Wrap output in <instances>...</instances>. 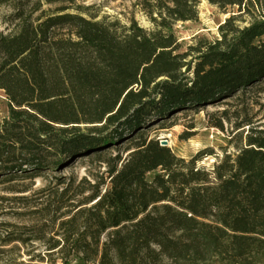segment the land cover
Listing matches in <instances>:
<instances>
[{"label":"trees","instance_id":"trees-1","mask_svg":"<svg viewBox=\"0 0 264 264\" xmlns=\"http://www.w3.org/2000/svg\"><path fill=\"white\" fill-rule=\"evenodd\" d=\"M202 1L236 12L183 51L173 26L197 21ZM75 2L0 0L13 24L0 33V183L76 158L105 171L94 184L57 178L33 223L0 224V264H264V130L236 135L210 170L203 152L186 161L148 132L264 93V0H144L151 31ZM224 122L226 110L210 125ZM117 146L124 156L104 160Z\"/></svg>","mask_w":264,"mask_h":264},{"label":"rangeland","instance_id":"rangeland-1","mask_svg":"<svg viewBox=\"0 0 264 264\" xmlns=\"http://www.w3.org/2000/svg\"><path fill=\"white\" fill-rule=\"evenodd\" d=\"M143 3L144 0H76L74 6L95 15L97 20L118 21L121 26H127L134 20L139 27L151 31L154 27L143 10ZM235 12L236 8L222 10L207 1H202L198 6L197 21L175 23L173 33L184 51L193 44L194 39L201 37L210 41L217 39L219 25ZM11 14L9 6L0 7V33L7 34L13 29V24L8 21ZM242 20L243 22H238L241 26L249 22L247 16ZM227 102L228 105L214 104L176 113L163 126L164 128L160 129L159 125L152 126L148 131L149 135L151 138L156 137L160 142L166 140L172 152L186 161L203 152L197 167L210 170L223 154L235 152L237 143L233 138L235 139L236 135L241 134L245 137L250 129L264 130V93L257 97L244 98L240 102L231 100ZM225 110L228 112L230 122L223 123V131L213 128L211 122L220 119L221 113ZM6 117V101L0 92V121ZM247 122H250V126L245 125ZM242 123L244 126L236 130L235 126ZM182 136L187 139H182ZM118 155L124 156L122 147L117 146L106 150L103 158L109 160ZM104 171L105 165L101 161L76 158L70 166L55 173L49 172L33 178L0 183V224L33 223L38 217L35 213L47 204L46 194L56 189L57 178L66 182L71 180L76 184L83 180L94 184L102 178Z\"/></svg>","mask_w":264,"mask_h":264},{"label":"water","instance_id":"water-1","mask_svg":"<svg viewBox=\"0 0 264 264\" xmlns=\"http://www.w3.org/2000/svg\"><path fill=\"white\" fill-rule=\"evenodd\" d=\"M161 146L167 147L168 146V142L166 140H162L160 142Z\"/></svg>","mask_w":264,"mask_h":264}]
</instances>
